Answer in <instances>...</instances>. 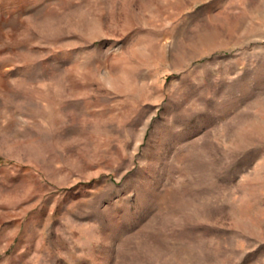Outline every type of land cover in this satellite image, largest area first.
I'll use <instances>...</instances> for the list:
<instances>
[{
  "label": "rangeland",
  "instance_id": "374dc122",
  "mask_svg": "<svg viewBox=\"0 0 264 264\" xmlns=\"http://www.w3.org/2000/svg\"><path fill=\"white\" fill-rule=\"evenodd\" d=\"M0 264H264V0H0Z\"/></svg>",
  "mask_w": 264,
  "mask_h": 264
}]
</instances>
